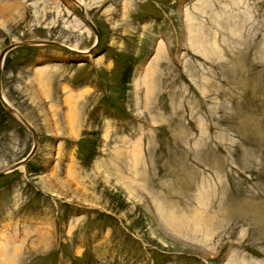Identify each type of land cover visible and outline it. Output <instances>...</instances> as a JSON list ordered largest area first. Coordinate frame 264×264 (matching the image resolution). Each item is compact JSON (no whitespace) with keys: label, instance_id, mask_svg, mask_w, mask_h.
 Instances as JSON below:
<instances>
[{"label":"rangeland","instance_id":"1","mask_svg":"<svg viewBox=\"0 0 264 264\" xmlns=\"http://www.w3.org/2000/svg\"><path fill=\"white\" fill-rule=\"evenodd\" d=\"M81 1L90 54L5 57L38 143L0 175V264H264V0ZM24 39L95 36L73 0H0V52ZM32 144L0 104V171Z\"/></svg>","mask_w":264,"mask_h":264},{"label":"water","instance_id":"2","mask_svg":"<svg viewBox=\"0 0 264 264\" xmlns=\"http://www.w3.org/2000/svg\"><path fill=\"white\" fill-rule=\"evenodd\" d=\"M73 1L78 4L79 9H80V13H81L82 17L84 18V21L86 22L87 26L91 29V31L93 32V34L95 36L93 44L87 50H78V49H75V48H73V47H71V46H69L63 42L53 40V39H24V40L17 41V42H14V43L7 45L0 52V104L7 112L16 116L22 122V124L31 132L32 137H33V144H32V147H31V150L29 151V153L24 158L17 161L16 163H14L9 169L1 170L0 175L4 174L10 170H13L14 168H17L20 165L24 164L26 161H28V159L35 152V150L37 148V143H38V134H37L36 130L34 129V127L28 122V120H26V118L24 116H22L20 114V112L13 105H11V103L7 100V98L4 96V94L2 92L1 73H2L3 64H4V60H5L7 53L10 50H12L16 47H20V46H44V47L53 46V47H58V48L64 49V50H66L68 52H72V53L90 54L94 49H96L98 47V45L100 43V39H101L100 33H99L97 27L94 25V23L88 17L82 1L81 0H73Z\"/></svg>","mask_w":264,"mask_h":264},{"label":"bare ground","instance_id":"3","mask_svg":"<svg viewBox=\"0 0 264 264\" xmlns=\"http://www.w3.org/2000/svg\"><path fill=\"white\" fill-rule=\"evenodd\" d=\"M187 11H188V10H187ZM188 12H189V11H188ZM187 14H188V13H187ZM187 14H186V15H187ZM191 15H192V14H191ZM191 15H190V16H191ZM187 18L190 20L191 17H189V16L187 15ZM191 21H193L192 18H191ZM195 21H196V20H195ZM190 24L192 25V23H190V22L188 23V27H189V29L191 28V25H190ZM196 25H197V24H196ZM198 25H200V24H198ZM193 26H194V25H193ZM196 27H197V26H196ZM189 29H187V30H189ZM197 29H200V28L197 27L196 30H197ZM196 30H194L195 33H192V30L190 29V30H189V34H190L189 36H190V40H191V41H194V42L197 41L196 43H197V45L199 46V45H200L199 43H200V41H201V38H200V36H199V33H198V35H197V31H196ZM199 32H200V31H199ZM201 42H202V41H201ZM196 43H194L195 46H196ZM201 45H202V44H201ZM201 45H200V46H201ZM198 46H197V47H198ZM198 48H199V47H198ZM200 48H201V47H200ZM41 80H42V79H41ZM146 80H148V79H146ZM42 81H43V80H42ZM148 82H149V80L147 81V83H148ZM40 84H41V83H40ZM43 84H44V83H43ZM44 85H45V84H44ZM46 87H47V86H46ZM43 90H45V88H44ZM43 90H42V91H43ZM78 96H79V95H78ZM72 98H73V97H72ZM74 98H75V97H74ZM74 98H73V99H74ZM70 99H71V98H70ZM73 99H72V100H73ZM74 100H75V99H74ZM68 101H69V100H68ZM75 101H76V100H75ZM75 101H74V102H75ZM69 102H70V101H69ZM69 102H68V103H69ZM76 102H77V101H76ZM76 102H75V103H76ZM75 103H74V104H75ZM70 105H71V103H70ZM73 107H74V105H73ZM70 109H71V108H70ZM71 110H72V109H71ZM68 112H69V111H68ZM71 113H72V112H71ZM68 114H70V112H69ZM75 114H76V110H75V108H74V109H73V114H72L74 118L76 117ZM68 117H69V116H68ZM70 117H71V116H70ZM74 118H73L72 120H75ZM70 120H71V119H69V122H70ZM72 120H71V122H72ZM73 122H74V121H73ZM73 122H72V123H73ZM72 123H71V124H72ZM73 125H75V124H73ZM72 129H73V128H72ZM168 224H169L173 229H176V230H178V229H182V230H183V229L186 228V227H184V225H182V222H181V221H179L178 219H176L175 216H172V215H171V217L168 219ZM186 229H187V228H186ZM5 262H6V261H5ZM10 262H11V261H10Z\"/></svg>","mask_w":264,"mask_h":264},{"label":"trees","instance_id":"4","mask_svg":"<svg viewBox=\"0 0 264 264\" xmlns=\"http://www.w3.org/2000/svg\"><path fill=\"white\" fill-rule=\"evenodd\" d=\"M132 69H133V65H131L130 66V68H129V71L127 72V75L125 76V80H124V84H125V86H128V82H129V79H130V76H131V73H132ZM99 79H100V76H99ZM98 82H99V80H98ZM102 83V81H100V84ZM124 88H126V87H124ZM111 102L109 103V104H107V105H105L106 106V109H112L113 107H116V103H115V100H110ZM86 142H87V140H86ZM87 144V145H86ZM90 143V141H89V143H84V145H82L83 146V149H84V152H85V154H87L88 156H87V158H88V160L89 159H92L94 156H95V147H96V145L95 144H91ZM86 146V147H85Z\"/></svg>","mask_w":264,"mask_h":264}]
</instances>
